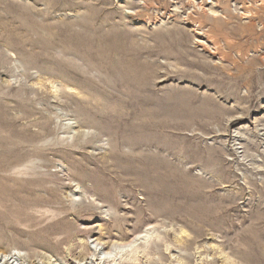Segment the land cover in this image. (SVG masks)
<instances>
[{
    "label": "rangeland",
    "instance_id": "rangeland-1",
    "mask_svg": "<svg viewBox=\"0 0 264 264\" xmlns=\"http://www.w3.org/2000/svg\"><path fill=\"white\" fill-rule=\"evenodd\" d=\"M253 249L264 0H0L2 262L244 264Z\"/></svg>",
    "mask_w": 264,
    "mask_h": 264
},
{
    "label": "bare ground",
    "instance_id": "bare-ground-1",
    "mask_svg": "<svg viewBox=\"0 0 264 264\" xmlns=\"http://www.w3.org/2000/svg\"><path fill=\"white\" fill-rule=\"evenodd\" d=\"M7 123V122H6ZM139 126V125H138ZM134 129V128H133ZM125 130V129H124ZM132 130V129H131ZM138 131V130H137ZM102 246V248L104 249V246L102 244H99ZM132 242L129 245L126 246H121L118 245V247L116 248H109L106 252H104L106 254V257L104 259H110L112 256H118L119 254H121L122 252L125 251V249L128 247H131ZM114 247V246H113ZM97 248V247H96ZM127 250V249H126ZM254 250V249H253ZM97 249H95V253H96ZM3 254V253H2ZM4 256H7V254H3ZM9 255H12L11 253ZM19 256V255H18ZM11 257V256H10ZM13 257V256H12ZM18 258V257H17ZM19 259V258H18ZM22 259L24 258H20L19 261L20 263L23 261ZM17 260V259H16ZM98 259H95V261ZM0 264H8L6 261L2 262V260L0 259ZM86 264V263H85ZM244 264H264V252H259L256 250L252 251V253H250L249 255L244 256Z\"/></svg>",
    "mask_w": 264,
    "mask_h": 264
}]
</instances>
